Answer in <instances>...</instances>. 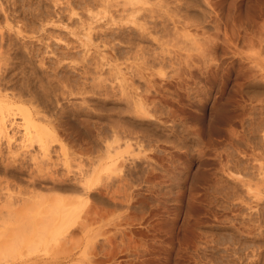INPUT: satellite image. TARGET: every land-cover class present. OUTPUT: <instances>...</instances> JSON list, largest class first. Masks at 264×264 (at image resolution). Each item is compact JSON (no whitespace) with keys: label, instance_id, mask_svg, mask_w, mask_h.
<instances>
[{"label":"rangeland","instance_id":"obj_1","mask_svg":"<svg viewBox=\"0 0 264 264\" xmlns=\"http://www.w3.org/2000/svg\"><path fill=\"white\" fill-rule=\"evenodd\" d=\"M122 1L0 0V91L56 138L0 130V264H264V0Z\"/></svg>","mask_w":264,"mask_h":264},{"label":"bare ground","instance_id":"obj_2","mask_svg":"<svg viewBox=\"0 0 264 264\" xmlns=\"http://www.w3.org/2000/svg\"><path fill=\"white\" fill-rule=\"evenodd\" d=\"M4 1V0H3ZM9 1V0H8ZM20 1V0H19ZM22 1V0H21ZM42 1V0H41ZM58 1V0H57ZM77 1V0H76ZM84 1H87V0H84ZM125 1V0H124ZM124 1H122V2H124ZM128 1V0H127ZM39 2V1H38ZM80 3H81V1H79ZM100 2V1H99ZM53 3V2H52ZM54 3H56V2H54ZM126 3H128V2H126ZM131 3V2H130ZM11 4V3H10ZM42 4V3H41ZM46 4H47V2H46ZM45 4V5H46ZM60 4V3H59ZM121 4H123V3H121ZM2 5V4H1ZM40 5V4H39ZM86 5V4H85ZM85 5H83V6H85ZM44 6V5H43ZM42 6V7H43ZM47 6V5H46ZM49 6V5H48ZM47 6V7H48ZM95 6V5H94ZM125 6V5H124ZM5 7V6H4ZM45 7V6H44ZM87 7H88V5H87ZM86 7V8H87ZM122 7H123V5H122ZM153 7V6H152ZM3 8V7H2ZM54 9V8H53ZM90 9H91V7H90ZM122 9V8H121ZM124 9V8H123ZM1 10V9H0ZM17 10V9H16ZM72 10V9H71ZM91 10H93V9H91ZM3 11H4V9H3ZM38 11V10H37ZM72 12H74V14H75V11H72ZM129 12V11H128ZM23 13V12H22ZM87 13H88V10H87ZM90 13H93L92 14V17H93V15H94V11L93 12H90ZM6 14H7V12H6ZM9 14V13H8ZM18 14V13H17ZM39 14V13H38ZM77 14V13H76ZM126 14V13H125ZM130 14V13H129ZM154 14V13H153ZM71 15H72V13H71ZM78 15V14H77ZM120 15H122V14H120ZM8 16V15H7ZM9 16H11V14L9 15ZM22 16V15H21ZM35 16V15H34ZM32 17V16H31ZM38 17V19L40 18L39 16H36V18ZM61 17V16H60ZM91 17V18H92ZM96 17V15L94 16V18ZM129 19H130V17H128ZM59 19V18H58ZM80 19V18H79ZM97 19V18H96ZM129 19L128 20H126V21H129ZM1 20H3L2 18H1ZM0 20V21H1ZM4 20H5V18H4ZM15 20V19H14ZM91 20V19H90ZM93 20H95V19H93ZM125 20V19H124ZM45 21V20H44ZM80 21V20H79ZM84 21V20H83ZM87 21V20H86ZM92 21V20H91ZM97 21V20H96ZM117 21V20H116ZM122 21V20H121ZM5 22H6V20H5ZM13 22V21H12ZM15 22H16V20H15ZM88 22V21H87ZM113 22V21H112ZM130 22H133V21H131V19H130ZM135 22V21H134ZM76 23V22H75ZM124 23H126L127 24V22H124ZM123 22H122V24H124ZM135 23H137V22H135ZM135 23H131V24H135ZM157 23V22H156ZM10 24V21H9V23H7L6 22V25H9ZM87 24V23H86ZM90 24V23H89ZM88 24V25H89ZM93 24V23H92ZM169 24V23H168ZM18 25V24H17ZM91 25V24H90ZM90 25H89V27L86 29V34H85V32H84V34H85V37L87 38V39H91V31L93 30V28H95V27H90ZM97 27H98V25L97 24H95ZM104 25V24H103ZM30 26H31V24H30ZM84 26V25H83ZM100 26V25H99ZM121 26V25H120ZM141 26V25H140ZM142 26L145 28V25H143L142 24ZM141 26V28H142V30H143V27ZM170 26V25H169ZM9 27H10V25H9ZM18 27V26H17ZM20 27V26H19ZM41 27V26H40ZM102 27H104V26H102L101 25V27H99L101 30L103 29ZM147 27V26H146ZM149 27V26H148ZM81 28H82V25H81ZM84 28H86V27H84ZM99 28H95V30L96 29H98L99 30ZM176 28V27H175ZM1 29V28H0ZM5 29V28H4ZM19 29V28H18ZM21 29V28H20ZM92 29V30H91ZM104 29H106V26H105V28ZM104 29H103V31L102 32H104ZM119 29V28H118ZM146 29H148V28H146ZM145 29V30H146ZM150 29V28H149ZM148 29V30H149ZM174 29V28H173ZM23 30V29H22ZM82 30V29H81ZM85 30V29H84ZM107 30H110V29H107ZM121 30H122V28H121ZM141 30V31H142ZM148 30H146L145 32L146 33H148ZM78 31V30H77ZM113 31V30H112ZM110 32V33H114V32ZM120 31V30H119ZM119 31H117L116 33L117 34H119ZM130 31V30H129ZM17 32H19L20 33V30H17ZM22 32V31H21ZM73 32V31H72ZM93 32H95L94 30H93ZM101 32V31H100ZM100 32H99V34L98 35H100ZM101 32V33H102ZM108 32V31H107ZM108 32V33H109ZM122 32V31H121ZM125 32V31H124ZM25 33V32H24ZM96 33V32H95ZM143 33V32H142ZM155 33V32H154ZM9 34V33H8ZM22 34V33H21ZM30 34V33H29ZM52 34V33H51ZM69 34V33H68ZM71 34V33H70ZM104 34V36H105V34H106V30H105V33H102V35ZM122 34V33H121ZM141 34V33H140ZM149 34V33H148ZM173 34V33H172ZM177 34V33H176ZM2 35H3V33H2ZM23 35V34H22ZM26 35H27V33H26ZM94 35H97V34H94ZM101 35V37H102V39H103V36ZM107 35V34H106ZM109 35H111V36H113L112 34H109ZM143 35H144V33H143ZM142 34H141V36H143ZM152 35V34H151ZM175 35V34H174ZM68 36V35H67ZM66 36V37H67ZM115 37H116V35H114ZM113 36V37H114ZM118 36H120V34L118 35ZM121 36H123V34L121 35ZM126 36V35H125ZM146 36V35H145ZM148 36V35H147ZM5 37V36H4ZM7 37H9L8 35H7ZM7 37H6V39H7ZM23 37H25V35H23ZM27 37V36H26ZM95 37V36H94ZM100 36H98V38H99ZM100 37V38H101ZM112 37V38H113ZM0 38H1V42H0V46H2V45H4V42H5V40H4V42H3V37H1L0 36ZM96 38V37H95ZM99 38V39H100ZM105 38H106V36H105ZM104 38V42L103 43H105V41H108L109 39L111 40L112 38H110V36L107 38L108 40H106ZM118 38V37H117ZM125 38V37H124ZM136 38V37H135ZM147 38V37H146ZM157 38V37H156ZM156 38H153V40L154 39H156ZM172 38V37H171ZM65 39V38H64ZM97 39V38H96ZM101 39V40H102ZM114 39V38H113ZM145 39V38H144ZM143 39V40H144ZM158 39V38H157ZM23 40V39H22ZM121 40V39H120ZM123 40V39H122ZM159 40V39H158ZM173 40V39H172ZM11 41V40H10ZM91 41V40H90ZM103 41V40H102ZM101 41V42H102ZM115 41V40H114ZM118 41V40H117ZM48 42V41H47ZM98 41H96V43H97ZM128 42V41H127ZM70 43V42H69ZM106 43H108V42H106ZM114 43V42H113ZM112 43V44H113ZM120 43V42H119ZM122 43V42H121ZM126 43V42H125ZM6 45H7V43H5ZM9 44H11V42L9 43ZM8 44V45H9ZM25 44V43H24ZM90 44V43H89ZM8 45H7V47H8ZM68 45V44H67ZM106 45V44H105ZM22 46H23V44H22ZM25 46H27V44L25 45ZM48 46V45H47ZM83 46V45H82ZM85 46H86V44H85ZM85 46H83V47H85ZM92 46V45H91ZM95 46H96V44H95ZM102 46V45H101ZM110 46V45H109ZM113 46H114V44H113ZM112 45H111V47H113ZM4 47H5V45H4ZM14 47V46H13ZM35 47V46H34ZM68 47V46H67ZM66 47V48H67ZM1 48V47H0ZM22 48V47H21ZM25 48V47H24ZM30 48V47H29ZM96 48V47H95ZM2 49V48H1ZM1 49H0V51H1ZM74 49V48H73ZM90 49V48H89ZM88 49V50H89ZM10 50V49H9ZM22 50V49H21ZM26 50H27V48H26ZM29 50V49H28ZM45 50V49H44ZM50 50V49H49ZM7 51H8V49H7ZM25 51V50H24ZM59 51V50H58ZM85 51V50H84ZM87 51V50H86ZM102 51V50H101ZM115 51V50H114ZM118 51V50H117ZM124 51V50H123ZM68 52V51H67ZM113 52V51H112ZM119 52V51H118ZM47 53V52H46ZM55 53V52H54ZM84 53V52H83ZM86 53V52H85ZM87 53H88V51H87ZM86 53V54H87ZM99 53V52H98ZM97 53V54H98ZM100 53H103V52H100ZM115 52H113L112 53V56H113V54H114ZM120 53V52H119ZM35 54V53H34ZM45 54V53H44ZM51 54V53H50ZM61 54V53H60ZM65 54V53H64ZM63 54V55H64ZM116 54V53H115ZM121 55H124V54H122V53H120ZM120 54H117V55H120ZM22 55H24V52H23V54ZM29 55V54H28ZM52 55H53V53H52ZM62 55V56H63ZM65 55H67V53L65 54ZM64 55V56H65ZM73 55H74V53H73ZM91 55H92V53H91ZM93 55H94V53H93ZM103 55V54H102ZM47 56V55H46ZM72 56V55H71ZM99 56V55H98ZM107 56V55H106ZM111 56V55H110ZM138 56V55H137ZM93 57H95V55L93 56ZM93 57H91L92 59H93ZM101 57V56H100ZM16 58V57H15ZM24 58V57H23ZM83 58H85V56L83 57ZM105 58V57H104ZM118 57H116V59H117ZM24 59H26V58H24ZM72 59V58H71ZM91 59V60H92ZM98 59H100L99 57L97 58V60ZM103 59V58H102ZM101 59V60H102ZM113 59H114V56H113ZM129 59V58H128ZM140 59V58H139ZM142 59V58H141ZM150 59V58H149ZM65 60V59H64ZM74 60V59H73ZM90 60V59H89ZM100 60V61H101ZM127 60V59H126ZM134 60V59H133ZM167 60V59H166ZM170 60V59H169ZM61 61V60H60ZM87 61V60H86ZM95 61V60H94ZM99 61V60H98ZM98 61H97V63H98ZM99 61V62H100ZM108 61V60H107ZM106 61V62H107ZM110 61V60H109ZM114 61V60H113ZM158 61V60H157ZM96 62V61H95ZM126 62V61H125ZM19 63V62H18ZM54 63V62H53ZM73 63V62H72ZM77 63V62H76ZM82 63H84V62H82ZM96 63V64H97ZM110 63V62H109ZM109 63L108 64H106V65H109ZM51 64V63H50ZM66 64V63H65ZM74 64V63H73ZM85 64H86V62H85ZM100 64V63H99ZM103 64H104V62H103ZM117 64V63H116ZM44 65V64H43ZM101 65V64H100ZM105 65V64H104ZM118 66V65H117ZM87 67V66H86ZM85 67V68H86ZM102 68V67H101ZM47 69V68H46ZM120 69V68H119ZM89 70H91L92 71V69H90L89 68ZM19 71V70H18ZM91 71H89V72H91ZM101 70H99V72H100ZM30 72V71H29ZM88 72V73H89ZM118 72V71H117ZM96 73V72H95ZM101 73V72H100ZM15 74V73H14ZM22 74V73H21ZM96 74H98V73H96ZM107 74V73H106ZM100 75V74H99ZM1 76V75H0ZM101 76V75H100ZM102 76H103V73H102ZM101 76V77H102ZM107 76V75H106ZM134 76V75H133ZM123 77V76H122ZM127 77V76H126ZM67 78V77H66ZM115 78V77H114ZM150 78V77H149ZM103 79V78H102ZM108 79V78H107ZM111 79V78H110ZM13 80V79H12ZM104 80V79H103ZM111 81V80H110ZM105 82V81H104ZM118 82V81H117ZM121 82V81H120ZM127 82V81H126ZM31 83V82H30ZM59 84V83H58ZM118 84V83H117ZM135 84V83H134ZM109 85V84H108ZM2 86V85H1ZM0 86V87H1ZM105 86V85H104ZM106 86H107V84H106ZM129 86V85H128ZM151 86V85H150ZM4 87H5V85H4ZM4 87L2 88V89H4ZM7 87H8V85H7ZM11 87V86H10ZM120 87V86H119ZM132 87V86H131ZM51 88V87H50ZM6 89V88H5ZM4 89V90H5ZM16 89H18V88H16ZM81 89V88H80ZM1 90V89H0ZM3 90V91H4ZM123 90V89H122ZM136 90V89H135ZM8 90H6V92L4 91V92H1L0 91V105H1V107L3 106V105H7L8 106V108H5V109H7L6 111L5 110H3V112L2 111H0L1 112V115H0V130H1V132L2 131H7L6 129L8 128V126H6L5 125V123H6V121L7 122H9V120H10V122L11 123H14L15 122V124H16V126H17V124H19V126L21 125L22 126V130H21V138H22V141L23 140H36L37 141V143H39V148H41L42 149V153L40 152V154H39V152H36L37 153V155L39 154V155H41V154H43V155H41V156H43L45 159H46V157H47V150H49L50 148H48V142H51L50 140H51V137L52 138H54L55 140H56V138L52 135L51 137H49L50 136V134H53L51 131V133H49V129H47V127H45V125H43V124H40V122H38L37 123V121L35 122V119L36 118H40V119H42L43 117L42 116H40V115H38V113H40L37 109H34L33 111L31 110V109H29V108H27V107H22V106H14L13 107V103H11L10 104V102H12L11 100L10 101H8L9 99H10V97H12L13 96V92H11V93H9V91L7 92ZM11 91H13V90H11ZM49 91V90H48ZM128 91V90H127ZM17 92V91H16ZM120 92V91H119ZM122 92V91H121ZM124 92V91H123ZM46 93V92H45ZM80 93V92H79ZM115 93V92H114ZM137 93V92H136ZM139 93V92H138ZM78 95V94H77ZM82 95V94H81ZM104 95V94H103ZM134 95V94H133ZM15 97L16 96H18V98L21 100V98H22V100L25 98L26 99V101H29V99L27 100V98H29V96L28 97H25L24 95H22L21 94V96L22 97H20L19 95H14ZM23 96H24V98H23ZM56 96V95H55ZM54 96V97H55ZM126 96V95H125ZM128 96V95H127ZM31 97V96H30ZM130 97V96H129ZM137 97H138V95H137ZM17 98V99H18ZM48 98V97H47ZM56 98V97H55ZM81 98V97H80ZM34 99V98H33ZM108 99V98H107ZM121 99V98H120ZM129 99V98H128ZM139 99V98H138ZM31 100V99H30ZM134 100V99H133ZM24 101V100H23ZM36 101V99L34 100V102ZM61 101V100H60ZM77 101V100H76ZM73 102V101H72ZM136 102H137V100H136ZM141 102V101H140ZM36 104V103H35ZM132 104V103H131ZM141 104V103H140ZM139 104V105H140ZM20 105V104H19ZM57 105V104H56ZM24 106V105H23ZM37 106V105H36ZM59 106V105H58ZM4 107V106H3ZM6 107V106H5ZM35 107V106H34ZM56 107V106H55ZM91 107V106H90ZM79 108V107H78ZM88 108V107H87ZM141 108V107H140ZM1 110H2V108H0ZM91 109V108H90ZM12 110V111H11ZM16 110V111H15ZM54 110V109H53ZM78 110H80V109H78ZM142 111H143V109H142ZM110 112V111H109ZM98 113V112H97ZM17 114H19L20 115V121H18V122H16L17 120H15V117H16V115ZM45 114V113H44ZM109 114V113H108ZM141 114V113H140ZM47 115V114H46ZM55 115V114H54ZM72 115V114H71ZM135 116V115H134ZM110 117V116H109ZM45 119V118H44ZM15 120V121H14ZM48 120V119H47ZM48 122V121H47ZM50 122V121H49ZM11 123H9V124H11ZM49 124V123H48ZM12 125V124H11ZM109 125V124H108ZM5 126H6V128H5ZM12 126H14V125H12ZM18 127V126H17ZM14 128V127H13ZM109 128V127H108ZM52 129H54V128H52ZM112 129V128H111ZM10 130H12L11 128H10ZM9 130V131H10ZM14 130H16V129H14ZM133 130V129H132ZM20 131V130H19ZM55 131V130H54ZM114 131V130H113ZM11 132V131H10ZM12 132H13V130H12ZM10 134V133H9ZM18 134H19V132H18ZM63 134H65V133H63ZM112 134V133H111ZM11 135V134H10ZM115 135H116V133H115ZM117 136V135H116ZM7 137L8 138H10V137H12V135L11 136H9V135H7ZM50 138L49 140H48V142H47V139L48 138ZM113 137V136H112ZM61 138V137H60ZM116 139V138H115ZM128 139V138H127ZM117 140V139H116ZM21 141V140H20ZM30 141V142H31ZM138 141V140H137ZM10 142V141H9ZM16 142V141H15ZM25 142V141H24ZM29 142V143H30ZM111 142V141H110ZM117 142V141H116ZM120 142H122V141H120ZM21 143V142H20ZM136 143V142H135ZM13 144V143H12ZM32 144V143H31ZM22 145H24V147H25V144H22ZM26 145H27V142H26ZM63 145V144H62ZM109 145V144H108ZM96 146V145H95ZM115 146V145H114ZM119 146V145H118ZM13 147V146H12ZM14 147H15V145H14ZM22 148H23V146H21ZM20 147V148H21ZM32 147V146H31ZM61 147V146H60ZM65 147V146H64ZM111 147V146H110ZM26 148V147H25ZM62 148V147H61ZM63 149V148H62ZM17 150H19L20 151V149H18V147H17ZM28 150V149H27ZM9 151H11V152H13L12 150H9ZM14 151H16V149H14ZM23 151H25V150H23ZM61 151V150H60ZM141 151V150H140ZM18 152V151H17ZM50 152V151H49ZM62 152V151H61ZM120 152V151H119ZM20 153V152H19ZM19 153H15V154H13V155H16V154H19ZM36 153H34V154H36ZM121 153V152H120ZM9 154H10V152H9ZM34 154L33 155H31V157L30 158H32V160H38L37 158H39V156L38 157H36V159H33V157L32 156H34ZM11 155V154H10ZM90 155V154H89ZM88 155V156H89ZM21 156V155H20ZM40 156V158H42ZM112 156H113V154H112ZM59 157V156H58ZM103 156H101V158H102ZM15 158V157H14ZM17 158V157H16ZM43 158V159H44ZM48 158V157H47ZM50 158V157H49ZM101 158H98V159H101ZM96 159V158H95ZM23 160V159H22ZM31 160V159H30ZM40 160V159H39ZM38 160V161H39ZM42 160V159H41ZM48 160V159H47ZM88 160V159H87ZM33 161V162H34ZM38 161H35L34 163H36V169H35V171L37 170V171H42L46 166H49V164L52 162H50L48 165H46V162H48V161H45L44 160V162H38ZM95 161V160H94ZM99 161V160H98ZM3 162H4V160H3ZM16 162V161H15ZM38 162V163H37ZM96 162V161H95ZM113 162V161H112ZM12 163V162H11ZM29 163V162H28ZM33 163V164H34ZM44 163V164H43ZM5 164V163H4ZM24 164V163H23ZM54 164V163H53ZM94 164V163H93ZM113 164V163H112ZM2 165V164H1ZM35 165V164H34ZM46 165V166H45ZM67 165V164H66ZM91 165V164H90ZM17 166V165H16ZM51 166V165H50ZM54 166V165H53ZM52 166V167H53ZM134 166V165H133ZM20 168V167H19ZM106 168V167H105ZM119 169V168H118ZM32 170H34V168L32 169ZM108 170H110V168L108 169ZM4 171V170H3ZM16 171V170H15ZM29 171V170H28ZM35 171H34V173H32V175L33 174H36L35 173ZM36 171V172H37ZM44 172H45V170H43ZM48 171H50V169L48 170ZM82 171H83V169H82ZM114 171H115V167H114ZM120 171V170H119ZM43 172V173H44ZM38 173V172H37ZM43 173H41V176H43L42 174ZM51 173H53V172H51ZM50 174V173H49ZM64 174V173H63ZM66 174V173H65ZM73 174V173H72ZM83 174V173H82ZM112 174V173H111ZM28 175H30V173L28 174ZM38 175L40 176V173H38ZM47 175V174H46ZM78 175V174H77ZM34 176V175H33ZM32 176V177H33ZM41 176H40V178H41ZM31 176L29 177V178H32ZM36 178L38 177V176H35ZM35 177H33V178H35ZM45 177V175L43 176V178ZM55 177V176H54ZM36 178L33 180L34 182H35V180H36ZM39 178V177H38ZM38 178H37V181H38ZM42 178V179H43ZM47 178V177H46ZM68 178V177H67ZM79 178V177H78ZM77 178V179H78ZM88 177H86V175L85 176H82L81 178H80V180L79 181H81V182H79L78 180V184L80 185V183L82 184V186H80L81 188V193L82 194H85V195H89V192H90V183H88V181H90V180H88L87 179ZM57 179V178H56ZM66 179V178H65ZM61 180V179H60ZM63 180V179H62ZM61 180V181H62ZM73 180V179H72ZM30 181V180H29ZM32 181V182H33ZM43 181V180H42ZM42 181H41V183L40 184H42ZM65 181V180H64ZM66 182V181H65ZM60 183V182H59ZM63 183V182H62ZM72 183V182H71ZM20 184V183H19ZM27 184V183H26ZM38 184V183H37ZM67 184V183H66ZM70 184V183H69ZM73 185H74V183H72ZM76 184V183H75ZM30 185H31V183H30ZM65 185V184H64ZM72 185V186H73ZM77 185V184H76ZM75 185V186H76ZM78 185V186H79ZM34 186V185H33ZM36 186V185H35ZM38 186H40V185H38ZM54 186H57L58 188H60V189H63L62 187H66V186H63V185H60V184H57L56 185V183H53V187ZM77 186V187H78ZM16 187V186H15ZM56 187V188H57ZM71 187V186H70ZM38 188V187H37ZM37 188H35V190L37 189ZM49 189L51 188L50 186L48 187ZM68 188H69V185H68ZM73 188H74V186H73ZM79 188V187H78ZM66 189V188H65ZM79 189V190H80ZM28 191V190H27ZM47 191V190H46ZM49 191V190H48ZM52 191V190H51ZM65 191V190H64ZM67 191V190H66ZM70 191H72V190H70ZM78 190L75 188V191H74V193H76ZM31 192H33V191H30V193ZM41 192V191H40ZM57 192V191H56ZM80 192V191H79ZM51 193V192H50ZM69 193V192H68ZM19 194V193H18ZM22 194V193H21ZM33 194V193H32ZM31 194V195H32ZM44 194V193H43ZM57 194H59L58 192H57ZM72 194V193H71ZM80 194V193H79ZM11 195V194H10ZM40 196H39V198L40 197H42L43 195H41V194H39ZM70 195V194H69ZM74 195H76V194H74ZM33 196V195H32ZM34 196L35 197H37L36 196V193H34ZM70 196H72V195H70ZM9 197V196H8ZM61 197H63V196H61ZM65 197V196H64ZM74 197V196H73ZM73 197H72V199H73ZM86 197V196H85ZM17 198V197H16ZM51 198V197H50ZM78 198V197H77ZM77 198H74L73 200H71V199H69V200H71V202L73 203L74 201H76V199ZM29 199V198H28ZM31 199V198H30ZM35 199V198H34ZM65 199L67 200V198L65 197ZM65 199H61V200H65ZM9 200V199H8ZM60 200V199H59ZM60 200V201H61ZM65 200V201H66ZM68 200V201H69ZM83 200V199H82ZM10 201V200H9ZM57 201V200H56ZM64 202V201H63ZM61 203L63 206H61V208H56V207H58V206H55V208H56V210L54 209V206H53V210H55V212L52 210V212L54 213V214H57V215H60V216H58V217H60V220H58V221H55L56 223H58V224H56V223H51L52 224V226L51 225H49L48 227H47V229L49 228V227H52L51 229H49V230H47V231H49L51 234L52 233H61V232H63L64 230H66V223L67 224H69V222L68 221H70V219H75V217H77V216H75V213H76V210H79V209H77L79 206L77 205V204H71V205H69V203L68 202H65L67 205H69V206H67V207H64V206H66V205H64V203ZM8 203H10V202H8ZM57 203V202H56ZM61 204H59V205H61ZM87 204V203H86ZM56 205V204H55ZM31 209V208H30ZM22 210V209H21ZM35 210V209H34ZM27 211V210H26ZM56 211H58L57 213H56ZM15 211H13V213H14ZM18 212V211H17ZM24 212L25 211H22V213L24 214ZM35 212V211H34ZM49 212V211H48ZM44 213H46V212H44ZM53 213H50L51 215L53 214ZM90 213V212H89ZM91 214V213H90ZM93 214V213H92ZM10 215H12L13 216V214H10ZM15 215H16V213H15ZM27 215H29V213H27ZM35 215V214H34ZM48 216H50L49 214H47ZM75 217H74V216ZM29 216H31V215H29ZM18 217V216H17ZM28 217V216H27ZM31 217H33V216H31ZM45 217V219L44 220H46V216H44ZM56 217V216H55ZM72 217V218H71ZM74 217V218H73ZM34 218V217H33ZM33 218H31V221H32V219ZM48 218V217H47ZM51 218V217H50ZM50 218H48V219H50ZM57 218V217H56ZM13 219V218H12ZM30 219V218H29ZM35 219L37 220V218L35 217ZM35 219H34V222H35ZM59 219V218H58ZM15 220H17V219H15ZM39 220V219H38ZM56 220V219H55ZM72 220H71V222H72ZM12 221V220H11ZM13 222H14V219H13ZM48 222V221H47ZM50 222H51V219H50ZM73 222H74V220H73ZM15 223V222H14ZM38 223V222H37ZM16 224V223H15ZM39 224V223H38ZM57 225V226H56ZM73 225V224H72ZM16 227L17 226H19V225H15ZM24 226V225H23ZM25 227V226H24ZM68 227H70V226H68ZM67 227V228H68ZM18 228V227H17ZM41 228V227H40ZM19 230V229H18ZM27 230V229H26ZM71 230V229H70ZM67 231V230H66ZM16 232H17V230H16ZM24 232H26L25 230H24ZM48 232V233H49ZM28 233H29V231H28ZM47 233V232H46ZM47 233V234H48ZM49 233V234H50ZM52 235V236H55V235ZM63 234H65V233H63ZM49 236V235H48ZM51 236V235H50ZM20 241V240H19ZM258 249V248H257ZM264 254V253H263ZM252 255V254H251ZM250 257V256H249ZM238 264V263H237Z\"/></svg>","mask_w":264,"mask_h":264}]
</instances>
